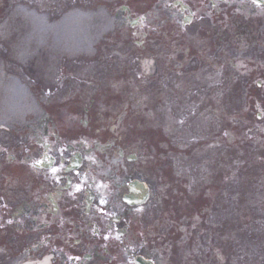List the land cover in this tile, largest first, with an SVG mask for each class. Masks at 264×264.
<instances>
[{
  "label": "flooded vegetation",
  "instance_id": "flooded-vegetation-1",
  "mask_svg": "<svg viewBox=\"0 0 264 264\" xmlns=\"http://www.w3.org/2000/svg\"><path fill=\"white\" fill-rule=\"evenodd\" d=\"M126 2L129 26L120 21V42L98 58L115 71L56 103L34 129L0 135V264L25 248L52 253L53 264H264V159L247 148H264V0ZM217 83L225 95L240 88L222 127L190 136L181 122L168 126L169 106L191 95L207 109ZM226 134L240 136L243 159L223 175L194 160L193 191L183 194L178 170L169 191L168 146L183 151L187 138L194 156L210 157Z\"/></svg>",
  "mask_w": 264,
  "mask_h": 264
},
{
  "label": "bare ground",
  "instance_id": "bare-ground-1",
  "mask_svg": "<svg viewBox=\"0 0 264 264\" xmlns=\"http://www.w3.org/2000/svg\"><path fill=\"white\" fill-rule=\"evenodd\" d=\"M10 17L0 21V41L14 46L10 56L0 57V127L8 128L38 117V109L26 87L18 77L19 72L10 62L28 65L35 59V52L43 45L46 57L54 64L57 57L73 59L92 52L97 41L110 30L114 21L102 8L95 11H66L58 20L50 22L24 4H18ZM19 15L28 21L26 41L20 44L13 37L12 22ZM13 37V38H12ZM12 38V39H11ZM48 258L39 261L22 260L13 264H48Z\"/></svg>",
  "mask_w": 264,
  "mask_h": 264
},
{
  "label": "rangeland",
  "instance_id": "rangeland-1",
  "mask_svg": "<svg viewBox=\"0 0 264 264\" xmlns=\"http://www.w3.org/2000/svg\"><path fill=\"white\" fill-rule=\"evenodd\" d=\"M23 1L25 4L27 3V6L29 9H34L35 12L37 13H47V15L50 17L48 19L50 22L58 20L66 11L71 10V9H77L80 11H86L88 9L89 10L96 9L94 7L87 8V6H83V7L68 6L67 8H61L58 11V9L56 10L53 6L49 5L50 4L49 1H47V3H44V4H39V3L33 4L31 1H28V0H0V21H3L6 18L10 17L13 9L16 8L15 5ZM28 25H29L28 21L25 20L23 17H20L19 15H17L16 19L12 22V30L14 34L13 37L17 36L20 44H24L26 41V33L28 31ZM46 46L48 45H43L41 46V48L37 49V51L35 52V59H33V61H30L27 66L23 65L22 68L20 65L19 66L16 65V66L20 67L22 72L26 73V70H27V72L33 73V76L35 77V82H38L40 86L43 87V89H48L49 91H52V95L54 94L55 91L59 92L60 88L56 89L57 84H63L62 87H64V89L61 91H63V94L70 95L71 91L82 87L83 86L82 82L87 80L89 77H94L95 80L98 81L110 75L113 72L111 69H109L108 67L104 65H100V66H97L95 64L94 65H91V64L84 65V62L82 63L80 62V65L76 64L74 66H71L69 64L68 66H66L64 65L65 63L62 62L59 57H57L55 63L52 65L49 63L46 57V54L48 51ZM13 49H14V46H12V43L10 41L9 42H6V40L4 42L0 41V57L10 56L11 53L13 52ZM9 64L10 66L15 65L14 63H11V62ZM59 73H63L65 74V76L67 75V78L65 79L60 78L58 76ZM69 82L72 83V86L69 84ZM55 94H58V93H55ZM229 104H231V106H234L235 104V106L237 107V102L235 99H232V101ZM169 110L173 112H178V109L176 108H169ZM201 118L202 117L197 119L194 123L195 124L199 123V120ZM101 141L103 142V140ZM232 155L234 159L236 158L237 160L243 159V156L237 157V151H234ZM170 157H172V159L176 160L177 162L181 161V159L176 155L170 154ZM194 157L195 159L198 158L196 156ZM189 158H193V157L189 156ZM205 164L207 163L205 162Z\"/></svg>",
  "mask_w": 264,
  "mask_h": 264
}]
</instances>
